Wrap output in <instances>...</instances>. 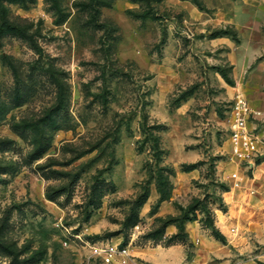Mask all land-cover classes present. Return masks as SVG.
I'll return each mask as SVG.
<instances>
[{"label": "rangeland", "instance_id": "obj_1", "mask_svg": "<svg viewBox=\"0 0 264 264\" xmlns=\"http://www.w3.org/2000/svg\"><path fill=\"white\" fill-rule=\"evenodd\" d=\"M0 264H264V0H0Z\"/></svg>", "mask_w": 264, "mask_h": 264}, {"label": "trees", "instance_id": "obj_2", "mask_svg": "<svg viewBox=\"0 0 264 264\" xmlns=\"http://www.w3.org/2000/svg\"><path fill=\"white\" fill-rule=\"evenodd\" d=\"M164 199V197L162 196V200ZM209 223L207 226L208 227H211V234L212 236H214V238H216L217 240L223 242L224 241V237L220 234V232L218 231V229L212 224L213 223V220L212 218L209 217ZM195 220V217H191V218H188V217H184L182 218V221H193ZM180 229L183 228L182 224H180L179 226Z\"/></svg>", "mask_w": 264, "mask_h": 264}, {"label": "built area", "instance_id": "obj_3", "mask_svg": "<svg viewBox=\"0 0 264 264\" xmlns=\"http://www.w3.org/2000/svg\"><path fill=\"white\" fill-rule=\"evenodd\" d=\"M247 111V108H244L243 109V112H246ZM236 126H238V127H242V122L239 120V121H237L236 122ZM238 136H239V132H235L234 133V137H236V138H238ZM240 136L242 137V130L240 129Z\"/></svg>", "mask_w": 264, "mask_h": 264}]
</instances>
